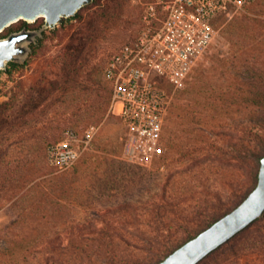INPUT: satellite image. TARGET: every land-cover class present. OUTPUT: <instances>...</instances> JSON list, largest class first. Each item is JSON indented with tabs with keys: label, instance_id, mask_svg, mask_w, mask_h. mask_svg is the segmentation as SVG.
I'll return each mask as SVG.
<instances>
[{
	"label": "trees",
	"instance_id": "trees-1",
	"mask_svg": "<svg viewBox=\"0 0 264 264\" xmlns=\"http://www.w3.org/2000/svg\"><path fill=\"white\" fill-rule=\"evenodd\" d=\"M128 1L91 0L76 15L62 20L59 25H69L70 38L55 59L57 65L61 66L60 73L54 70L42 76L40 88L45 98L59 91L58 95L64 99L77 87L90 90L79 77L90 65L100 42L122 21ZM253 3L254 6L247 13L240 11L238 13L241 15L232 16L233 12L227 11L216 21L217 27H221L232 18L228 31L234 41L237 40L233 67L237 70L247 67L251 72L247 81H243L247 87L244 93L240 91L229 95L230 99L236 101L243 99L251 114L252 125L246 135L240 136L238 132H233L229 145L218 141L210 142L206 138L208 116L205 112L194 110V105L200 104V100L192 99V104L186 106L181 103L183 96L178 98V103L173 102L170 107L167 122L180 128L190 124L193 130L187 138L177 135L176 131L172 132L170 144L174 147V155L162 158L154 171L129 169L123 181L124 186H119L123 191L120 194H110V198L114 197L118 202L98 211L99 221L82 223L73 219L64 224H53L51 220L41 222L37 225V231L43 230L42 236L0 247V264H158L230 213L250 195L258 184L264 157V62L257 66L256 61L257 49L260 48L264 53V0ZM92 4L100 6L99 10L85 17L82 11ZM59 25L55 28L47 27L45 18L35 22L21 20L0 33L1 38H6L24 29L42 32L37 41L31 44L25 63L12 61L1 73H13L14 70L25 68L29 60L37 56L47 34L57 32ZM98 70V67L91 68L86 74L89 82L98 83L94 77ZM203 76H198V82L202 81ZM237 77L238 75L234 78V84L239 83ZM22 84L20 82L19 90L10 101L0 104V131H7L6 137L0 142V159L7 157L9 150L16 144H22L23 152H29L31 146L28 143L35 137L34 133L45 132L44 128H37L40 113L34 109L39 100L33 98ZM195 89H200L197 82L189 90L191 96ZM34 90L36 89L33 87L32 91ZM98 91L96 90L97 93ZM38 92L40 93L39 89ZM25 97L31 98V103L35 106L30 107V111L23 109L15 117L13 113L24 103ZM98 98L105 109L92 114L104 115L112 101V88L105 91V94L101 93ZM206 107L208 105L205 104L204 108ZM47 133L49 135L45 140L48 142L58 143L63 139L57 130ZM14 138L17 140L14 141ZM164 140L166 141L165 136ZM6 142H11L7 152L4 146ZM166 152L165 150L164 156ZM110 160L101 154L86 152L67 171L43 170L33 175L34 163L28 155L22 154L8 162L11 168L4 175L1 174L0 192L10 188L17 190L11 198L19 196L18 199L28 198L32 201L34 197L31 194L37 191L40 203L55 206L53 210L45 205H41L39 209L45 210L48 216H59L64 209H69L67 203L73 201L74 190L91 186L103 191L109 189L106 188L108 183L101 184L91 180L111 172L107 165ZM113 169L123 171L124 167L117 166ZM38 178L42 179L26 189ZM127 178L138 194L130 195L126 192L129 187ZM226 186L231 190L228 194H223L222 189ZM81 204L87 205L85 202ZM27 210L28 207L24 209L26 214ZM20 223L21 221L16 220L10 228L13 229ZM61 227L67 233V242L63 238L65 232L60 231ZM200 264H264V215Z\"/></svg>",
	"mask_w": 264,
	"mask_h": 264
},
{
	"label": "rangeland",
	"instance_id": "rangeland-1",
	"mask_svg": "<svg viewBox=\"0 0 264 264\" xmlns=\"http://www.w3.org/2000/svg\"><path fill=\"white\" fill-rule=\"evenodd\" d=\"M104 1L106 0H103V2ZM149 1L150 0H129L122 21L109 31L106 38L100 42L98 51L90 60V65L85 68V71H83L82 75L79 77L80 81L87 85L90 90L77 87L70 91L67 97L61 99L58 95L59 91L50 95L49 98H45L40 88V84L43 81V74L54 70L60 73L59 69L61 66L59 64L57 65L55 59L61 54L70 38L68 34L69 25L65 27L59 25L57 32L48 33L37 56L31 58L25 68L14 70L13 73L0 72V104L10 101L19 90L20 82H23L22 85L25 89L32 94L33 98L39 100L37 108L34 109L36 112L40 113L37 118V120H39L37 128L45 129V132L34 133L35 137L28 143L31 146L29 152H23V145L16 144L9 150L10 152L7 157L0 159V176H2L1 174L4 175L8 168H11L8 162L15 160L22 154H24V156L25 154L28 155V158L34 163L33 175L43 170L60 172L49 163L47 156L49 146L56 144V142H48L45 138L49 135L47 133L48 131L52 133L54 130L60 132L62 137L69 129L77 131L82 136L89 127L93 125L99 127V133L93 145L90 147V150L85 151L82 157L86 155V152H94L111 159L107 164L111 172L91 180L92 182H100L101 184L108 183V187L106 188L109 189L103 191L98 187L94 188V186H91L74 190L73 201L67 203L69 209H64V212L59 216H48L45 210L39 209L41 205L47 206L50 210H53L55 206H52L50 203H40V196L37 191L32 192L31 196L34 197V199L31 201L28 198L18 199L19 196L11 198L17 190H10V188L2 190L0 192V247L14 245V242L19 240L24 242L31 241L34 238L42 236L43 230L41 232L37 231V225L41 222L45 223L51 220L53 224H64V222H70L73 219H77L82 223L99 221L100 216L98 215V211L118 202L114 197L110 198V194L112 192L120 194L123 191L119 186H124L125 183L123 181L124 178H126V174L129 173V169L131 170L134 168L154 171L157 164L162 161V158L175 154L174 147L170 144L172 132L176 131L177 135L187 138L189 132L193 130V126L190 124L181 126L180 128L178 126L175 127L172 122L168 121L164 131L166 141L164 140L163 146L164 150L167 151L165 156L162 155L151 166H142L124 159L125 144L122 138L126 137L127 130L123 126L121 119L111 113V104L104 115H94L97 114L100 109H105V105L98 102V96L101 93L105 94V91L111 90L110 84L105 77L106 64L121 46L134 40L140 34L143 26L142 16L145 6ZM252 6H254V3L248 6L247 9L241 10L242 13L249 12ZM99 8L100 6L92 4L89 8L84 9L82 13L87 17L90 13L99 10ZM240 13L233 12L232 16L236 14L241 15ZM231 19H228L219 27L220 36L217 45H215L209 54L199 62L190 79L187 81L186 86L177 91H175L173 87L168 86L172 97L171 105L173 102L178 103V98L182 96L183 99H181V103L186 104V106L190 103L192 104V99L200 100V104L194 105V110L205 112V115L207 114L208 116L209 127L208 130H206V138H208L210 142L218 141L223 145H229L228 143L230 142L233 132H238L240 136H245L248 128L252 125L251 114L243 103V99L236 101L229 98L230 94L233 95L240 91H242V94L244 93L247 87L243 83L247 81L248 77L251 75L247 67L241 68V70L234 69L233 67L237 40L235 39L234 41V37L230 35L228 31ZM74 23H76V21H74ZM62 37H65V40H62ZM256 54L257 66H261V63L264 62V53L258 48ZM95 67L99 68L94 75L98 83L89 82L86 77V74L90 72L91 68ZM200 74L204 76L202 81L198 82L197 79ZM237 75L239 83L234 84V82H236L234 78H236ZM222 76H226V78ZM53 78L56 79L55 77ZM228 78L231 79L228 81ZM196 82L200 89L193 90L194 94L191 96L189 90H191L192 84ZM33 87L36 90L32 91ZM96 90H99L98 93ZM100 90H102V92ZM207 97H212L213 99H206ZM218 98L220 99L218 100ZM205 104L208 105V107L204 108ZM33 106L35 105L31 103V98L25 97L24 103L20 104L13 114L16 117L23 109L24 111H30V107ZM92 112H94V114H92ZM6 132L7 131H0V142L3 137H6ZM25 132H27V130ZM16 140L17 139L14 138V141ZM10 143L11 142L4 143L6 152L8 151L7 147ZM115 166H121L124 167V169L123 171H114L113 168H116ZM164 170L165 167H163L162 171ZM41 179L42 178L36 179L26 189L34 186ZM127 183L129 187L126 189V192L130 195L138 194L137 191L132 188L131 180L128 178ZM230 190L231 188L229 186L223 187L222 193L228 194ZM20 195H22V193H20ZM82 202L87 203V205L81 204ZM26 207H28L27 214L24 211ZM16 220L21 221V223L11 229L10 226ZM60 231L63 233L65 232L62 227ZM52 235L57 236L55 233H52ZM63 238L65 242H67L68 237L66 232L63 234Z\"/></svg>",
	"mask_w": 264,
	"mask_h": 264
},
{
	"label": "built area",
	"instance_id": "built-area-1",
	"mask_svg": "<svg viewBox=\"0 0 264 264\" xmlns=\"http://www.w3.org/2000/svg\"><path fill=\"white\" fill-rule=\"evenodd\" d=\"M256 0H150L142 31L108 60L105 77L112 88L111 113L125 129L124 159L153 165L164 154V131L171 105L168 86L183 89L199 62L217 45L218 17L239 12ZM99 127L81 136L69 129L49 146V163L71 169L90 150Z\"/></svg>",
	"mask_w": 264,
	"mask_h": 264
},
{
	"label": "water",
	"instance_id": "water-1",
	"mask_svg": "<svg viewBox=\"0 0 264 264\" xmlns=\"http://www.w3.org/2000/svg\"><path fill=\"white\" fill-rule=\"evenodd\" d=\"M91 0H0V33L25 20H47V27H57L64 18L76 15ZM41 31L24 29L0 38V72L12 61L25 63L31 44ZM264 215V157L259 181L250 195L230 213L186 242L158 264H200Z\"/></svg>",
	"mask_w": 264,
	"mask_h": 264
}]
</instances>
